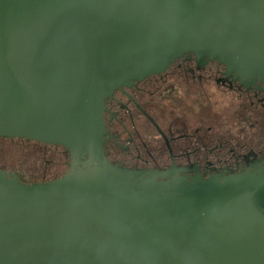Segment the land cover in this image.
Segmentation results:
<instances>
[{
    "label": "water",
    "instance_id": "95a60500",
    "mask_svg": "<svg viewBox=\"0 0 264 264\" xmlns=\"http://www.w3.org/2000/svg\"><path fill=\"white\" fill-rule=\"evenodd\" d=\"M211 51L264 63V0H0V134L71 125L102 81ZM125 188L41 196L0 179V264H264L261 186Z\"/></svg>",
    "mask_w": 264,
    "mask_h": 264
},
{
    "label": "flooded vegetation",
    "instance_id": "af4514ba",
    "mask_svg": "<svg viewBox=\"0 0 264 264\" xmlns=\"http://www.w3.org/2000/svg\"><path fill=\"white\" fill-rule=\"evenodd\" d=\"M73 119L39 126L34 138L0 134L1 153L16 140L35 163L27 169V155L17 162L0 155V179L56 197L261 186L255 202L264 211L263 62L211 51L120 72L102 81Z\"/></svg>",
    "mask_w": 264,
    "mask_h": 264
},
{
    "label": "rangeland",
    "instance_id": "374dc122",
    "mask_svg": "<svg viewBox=\"0 0 264 264\" xmlns=\"http://www.w3.org/2000/svg\"><path fill=\"white\" fill-rule=\"evenodd\" d=\"M212 97H213V99L210 100V102H213V105L216 106L218 104L217 102H219L220 99L218 98L216 93ZM16 143L18 144V146H20V148L18 149L17 152H16V149L14 148L15 147L14 145ZM6 144L7 143H5V148L3 149L2 153L0 152V155H3L4 159L7 158L6 160H15L17 162V161H20L21 156L24 157V154H25V157H26V155L28 156V161H26L27 164L23 165V167H26L27 169H35L34 159H33L32 155H31V153L27 152L30 149L23 148L24 145H22L21 143H19L16 140H10V142L8 141V145L7 146H6ZM27 146H30V145H27Z\"/></svg>",
    "mask_w": 264,
    "mask_h": 264
}]
</instances>
